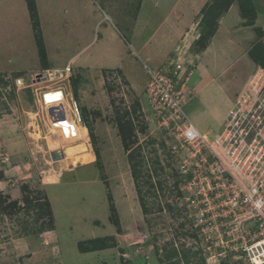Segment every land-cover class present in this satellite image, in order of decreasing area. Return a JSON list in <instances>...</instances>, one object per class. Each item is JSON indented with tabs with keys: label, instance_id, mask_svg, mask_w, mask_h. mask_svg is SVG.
<instances>
[{
	"label": "rangeland",
	"instance_id": "1",
	"mask_svg": "<svg viewBox=\"0 0 264 264\" xmlns=\"http://www.w3.org/2000/svg\"><path fill=\"white\" fill-rule=\"evenodd\" d=\"M35 1L49 61L53 68L65 66L68 72L64 80L61 76L49 81L46 70H40L35 46L30 39L27 41V32L22 38L13 29L4 43L0 41V69L25 71L20 76L25 87L13 88L11 83L15 78L10 74L4 78L8 86L0 85V264H120L117 257L123 254L114 249L80 253L77 248L79 241L112 236L115 228L120 234V248L132 247L120 259L127 260V264H186V259L187 264H249L248 256L241 257L240 251H234L235 247H230L233 251L224 244V248L214 247L217 241L227 239L229 235L224 232H229V227L212 222L211 228L201 225L205 230L202 233L194 226L201 220L199 215L193 219L186 214L185 198L189 195L184 197L182 181L177 178L181 159L169 155L177 139L159 127L147 95L149 69L158 71L172 59L197 56L225 13L218 22L211 18L206 23L201 19L207 13L201 10L185 28L177 24L193 18L188 9L190 0H179L184 3L182 13L173 11L166 20L163 14L154 11L153 17L145 15L149 12L143 4H151L152 0ZM157 1L167 7L172 2ZM258 3L264 5L262 0ZM215 14L216 10L210 13L211 17ZM175 16L178 18L174 20ZM235 18L238 20L239 16ZM261 19L264 20V15ZM244 22L245 19L241 24ZM254 24L248 26L249 33L259 30ZM174 34L176 45L159 68L155 66L160 61L150 56L145 59L131 47L145 40H152V44L156 37L172 40ZM115 35L121 43L113 42ZM123 46L128 47L126 56ZM181 52L182 56L177 55ZM75 55L76 62L65 65ZM101 55L106 56L102 61ZM195 61L197 64V57ZM238 62H231L226 75L230 81L224 84L223 102L226 97L230 101L227 112L244 91L250 96L247 90L250 84L264 85L263 70L251 68V72ZM49 89L62 91V103L71 119L69 133L80 127L91 131L86 133L85 141L64 145L66 155L61 154L64 160H51L46 145L47 138L56 136L60 142L59 136L64 135L63 130L52 129L53 122L46 112L50 105L41 93ZM186 89L181 111L188 117L183 110L184 100L193 95L190 93L189 97ZM135 100L140 102V112L134 108ZM71 101H75L81 122L68 113ZM117 117H123V122H129L132 129L127 149L119 136ZM224 125L225 120L219 131ZM207 132L214 134L211 130ZM235 140L246 146L256 145L252 132L243 138L235 136ZM129 153L141 162L139 188L144 194L145 214L130 173ZM108 195L116 211L111 218ZM27 197L32 201H47L54 230L25 235L22 229L25 224L33 229L47 221L37 218V208L26 210L23 202ZM230 220L225 217V224L229 225ZM207 239L210 242L206 243ZM173 248L177 256L167 260L165 255ZM259 262L255 260V264Z\"/></svg>",
	"mask_w": 264,
	"mask_h": 264
},
{
	"label": "built area",
	"instance_id": "2",
	"mask_svg": "<svg viewBox=\"0 0 264 264\" xmlns=\"http://www.w3.org/2000/svg\"><path fill=\"white\" fill-rule=\"evenodd\" d=\"M177 55L182 56V52ZM174 60L167 61L158 71L149 69L147 95L159 127L177 139L169 155L181 159L177 174L184 197L189 195L185 198L186 214L193 219L199 215L201 220L194 226L202 233L205 230L201 225L211 228L212 222L229 227V232H224L229 235L227 239L217 241L214 247L224 248V244L229 251L235 249L241 257L248 256L249 264H255L256 259L264 264V85L250 84V96L245 91L239 96L227 112L222 130L210 139L181 111L184 89L196 64L189 57ZM67 72V67L46 70L49 81L61 76L64 80ZM14 86L25 87L23 79H14ZM68 104V113L81 122L75 101ZM50 107L54 108L53 113L49 114L48 109L46 112L53 122L65 119L63 104ZM251 132L256 145L236 142L235 136L243 138ZM225 217L231 219L229 225L225 224ZM208 239L206 243L210 242Z\"/></svg>",
	"mask_w": 264,
	"mask_h": 264
},
{
	"label": "crops",
	"instance_id": "3",
	"mask_svg": "<svg viewBox=\"0 0 264 264\" xmlns=\"http://www.w3.org/2000/svg\"><path fill=\"white\" fill-rule=\"evenodd\" d=\"M254 1L256 5L255 7L256 18L254 21L255 23L254 25L255 27H258L259 30L261 31L262 33L261 37L260 36L258 37V35L254 31L249 33L250 30H248L249 29L248 26L241 24L243 19L240 17L238 5L236 2H233L230 5L228 11L221 17L219 21V27L216 30L214 36L208 42L207 46L204 49H202L197 56H193V57L190 56L191 57L190 59L193 60L195 64H196L195 59L197 57L196 67L192 71L186 86L187 95L189 94L190 97V93H191L193 96L191 98L184 100L183 110L187 114L189 119L197 127V129L207 137L214 136L221 129L224 120L226 118L227 110L230 106V101H228V97H226L227 99L225 98L226 100L224 102H223V98H224L225 81H227L228 83L230 81V80H226L227 79L226 75L229 71L231 62H234V60H238L239 61L238 63H241L242 66L246 65L248 67V68L247 67L243 68V69L247 68L248 71H251V68L252 70L255 68H259L263 70L262 68H260V66L253 63L249 57V51L257 41H261L263 38L262 44L264 45V20L261 19V16L264 15V5L261 4L259 6L258 0H254ZM181 2L182 1L179 0H172L170 5L168 4L169 6L167 7L162 2L159 3V1L157 0H152L151 2H149L151 4H146V5L145 3L143 4L145 11L149 12L147 14L145 13V15H147V17L150 18L154 16L152 15V13L158 12L159 14H163V18L166 20L170 16V14L173 13V11H178L179 14L182 13L184 3ZM208 2L209 0H190L191 5L188 9L192 11L191 14L193 18L191 17L192 19H189L188 21L185 20L186 21L185 23L183 22L181 24L179 23L178 24L175 23V24L179 26H184L185 28L189 27L191 21L197 18L203 7L206 4H208ZM237 15L239 16L238 18L239 21L237 20V18H235L237 17ZM23 16H24V22L22 21ZM177 18L178 16H175L174 20ZM14 20L16 21L15 24H13ZM13 29H14V33L18 34V37L23 38L28 34L27 41H29L30 39L31 45H34L36 50L34 35L30 25L25 1L0 0V36H2L0 38V41L4 40L3 41L4 43L5 37L10 35V32L13 31ZM171 38L172 40L170 39L167 41V39L160 40L157 39L156 37V39L153 41L152 44L150 42L152 40H147V41L145 40L142 42L141 41L136 42L134 43V45H131V47L134 46L135 48L132 47V49L134 48V51L137 50L136 52H138V54L141 52L145 59H149L150 56L151 59L154 58L155 61H160L155 66L156 68H159L160 66L163 65V63H165L167 57H169L171 51L174 49L176 45L175 34L171 36ZM113 42L116 44L121 43V41L117 38V35L113 37ZM123 47L125 51L124 55L126 56L128 47L127 48L126 46ZM45 50H46V55L48 58L50 69L51 70L62 69V68H53L51 62L49 61V56L46 47ZM124 55H120V57ZM36 56H37V50H36ZM105 57L106 56L101 55L100 56L101 61L104 60ZM76 59H77V55L71 57L65 65H71L72 63H75ZM4 70L5 69H0V73L8 74V75L9 74L11 75L13 73H18L21 74L22 76L25 75L24 73L25 71L18 69L9 72ZM191 111L193 112V114L191 113ZM199 125H202L203 127H200ZM205 127H207L206 130ZM77 130L80 129L76 128L75 131ZM207 130H211L214 134L208 135ZM85 140H86V136L84 135L83 141ZM119 223H120V219H119ZM111 234H113L112 237L115 238L117 246L108 249H114L116 252H121L124 256L125 254H129L131 252L130 250L132 249V247L127 248L128 246H124V248H120L121 247V245H119L120 234L116 230V228H115V232ZM103 237H111V236L104 235L100 238ZM108 249H104V250H108ZM104 250H100V251H104ZM125 251L126 253L124 254L123 252ZM123 255L120 256V258L123 257ZM117 258L120 259L119 257Z\"/></svg>",
	"mask_w": 264,
	"mask_h": 264
},
{
	"label": "trees",
	"instance_id": "4",
	"mask_svg": "<svg viewBox=\"0 0 264 264\" xmlns=\"http://www.w3.org/2000/svg\"><path fill=\"white\" fill-rule=\"evenodd\" d=\"M236 2L239 8V14L242 19H245L244 25L245 26H251L254 24L255 18H256V5L254 0H211L206 6L203 7L202 13L206 14L204 17L205 19H201L208 23L211 18L214 19V23L218 22L217 19L220 18L224 13L227 12L229 9V6L231 3ZM27 11L29 14V19L31 23V28L33 31L34 35V41L36 44V50H37V57H38V62L41 70H48L50 69L49 63H48V58L46 55V50L44 46V41L43 37L41 34V29L39 26V20H38V14L36 10V3L35 0H25ZM216 10V14L214 17H211L210 13ZM218 11H221L220 13ZM212 19V20H213ZM211 22V21H210ZM209 22V23H210ZM201 23V21H200ZM216 26V24H214ZM204 26V24H203ZM217 27V26H216ZM216 27L213 28V30L209 34L208 41L206 44L203 46V49L207 46L208 42L210 39L214 36L216 32ZM258 37L262 36V33L260 30L257 28L255 29ZM249 57L252 60L253 63L256 65L260 66V68L263 69L264 71V45L262 44L261 41H257L251 50L249 51ZM64 68V67H63ZM5 74H0V85L2 87H7L8 86V81H5ZM13 79L20 77L21 74L18 73H13L11 74ZM14 80H12L11 85H13V88L15 87L13 84ZM10 91L13 94L14 89ZM140 102L139 100L134 101V108L136 107V110H140ZM134 110V111H136ZM140 112V111H139ZM125 115H128V112H125ZM116 124L118 126V132L120 139L124 145V147L127 149L126 145L130 144V139L132 138V129L130 127L129 122H123V117H117L116 118ZM87 128V126H85ZM88 132H91L87 128ZM128 163H129V168H130V173L132 176L133 183L136 188V195L139 201V205L141 208V211L143 214L147 212L144 202H143V197L144 194L142 190L139 188V180L141 178V171H140V165L141 162H139L137 159H135V156L133 153H129L127 155ZM156 174V171H155ZM108 200H109V206H110V218L113 216V214L116 213L114 203L112 200V197L108 195ZM24 206L26 210H30L32 208H37V218L38 219H44L47 218V221L44 222L43 224H40L38 227L30 229L29 225L25 224L22 229L25 231V235L29 234H40L43 233L45 230H54V222H53V217H52V211L50 206L48 205L47 201H32L31 199L24 198ZM16 207V204H13V207ZM1 207V204H0ZM4 208V207H2ZM18 209V208H17ZM112 225L116 226L115 223H111ZM116 241L114 237H103V238H94V239H89L85 241H79L77 243V248L80 253H90L94 251H100L108 248H113L116 247ZM185 256V254H183ZM177 256V251L175 248L171 249L169 252L166 253L165 258L167 260H170L171 258H174ZM121 259V258H120ZM120 264H127V260H120ZM186 264L188 263V260H185ZM174 264V263H173Z\"/></svg>",
	"mask_w": 264,
	"mask_h": 264
},
{
	"label": "bare ground",
	"instance_id": "5",
	"mask_svg": "<svg viewBox=\"0 0 264 264\" xmlns=\"http://www.w3.org/2000/svg\"><path fill=\"white\" fill-rule=\"evenodd\" d=\"M48 93H51V94H48ZM45 98L46 100V103L49 104L50 106H60L62 103V91H54V90H49L47 92H43L41 93ZM53 96V97H52ZM55 96V98H54ZM49 106V107H50ZM65 119L61 122H53V128L54 131H57V130H63V132L61 134H64V135H57L59 136V141H57V138L55 137H49L47 138L46 140V145H47V148H48V152L50 154V157H51V160L52 159V153H54V156L55 158H61L62 155H66L65 153V147L64 145H67V144H70V143H75V142H82L84 140V135L86 136V130L85 128L83 127H80L79 129L80 130H77V131H72L73 133H69V131H71L72 129H69L70 127V123H71V119L69 118V115L67 114V111L65 110ZM55 139V140H54ZM54 143V144H53ZM78 145V144H76ZM62 159V158H61ZM65 159V158H64ZM62 159V160H64Z\"/></svg>",
	"mask_w": 264,
	"mask_h": 264
},
{
	"label": "water",
	"instance_id": "6",
	"mask_svg": "<svg viewBox=\"0 0 264 264\" xmlns=\"http://www.w3.org/2000/svg\"><path fill=\"white\" fill-rule=\"evenodd\" d=\"M53 111H54V108H50V109H49V113H52ZM60 118H61L62 120L64 119V115H63V113L60 115ZM52 159H53V160L58 159V158H55L54 153H52Z\"/></svg>",
	"mask_w": 264,
	"mask_h": 264
},
{
	"label": "clouds",
	"instance_id": "7",
	"mask_svg": "<svg viewBox=\"0 0 264 264\" xmlns=\"http://www.w3.org/2000/svg\"><path fill=\"white\" fill-rule=\"evenodd\" d=\"M264 72V71H263ZM23 79V78H22ZM50 108H53V107H50ZM50 108H48V113H49V109ZM53 113V112H52ZM52 113H49V114H52ZM62 114V113H61ZM84 127H85V125H83ZM58 160V159H57ZM60 160V159H59ZM177 176H178V174H177ZM178 178V177H177ZM221 262V261H220Z\"/></svg>",
	"mask_w": 264,
	"mask_h": 264
}]
</instances>
